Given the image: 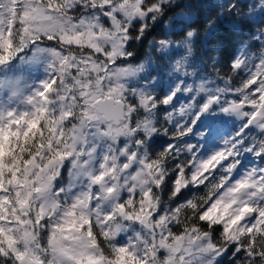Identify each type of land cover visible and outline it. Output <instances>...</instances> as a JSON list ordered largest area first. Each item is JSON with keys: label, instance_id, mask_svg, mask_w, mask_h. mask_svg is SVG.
Segmentation results:
<instances>
[{"label": "snow or ice", "instance_id": "snow-or-ice-1", "mask_svg": "<svg viewBox=\"0 0 264 264\" xmlns=\"http://www.w3.org/2000/svg\"><path fill=\"white\" fill-rule=\"evenodd\" d=\"M89 9L99 11H94L91 19L78 14L79 10ZM155 10L154 6L145 7L144 0H0V64L11 61L26 46L43 41H54L56 45L51 77L34 97L29 98L32 110L20 114L8 111L5 118L0 119V130L5 135L8 130L15 133L17 129L23 135L29 125H33L32 132L36 133L33 143L47 141L51 145V150L44 153L53 161L48 169L52 175L51 186L33 193L34 197L40 198L36 201L38 207L40 201L50 194V215L44 216L38 223L33 220V223L37 229L47 230L50 239L62 231L61 242L68 252H53L50 246L41 244V249H47L41 255L42 264H85L89 256H100L105 248L108 251L103 264H111L121 250L137 257L143 264H153L158 259L162 260V264H177V261L178 264H203L205 253L219 256L227 250L211 241V229L215 226H222L221 237L224 240L236 243L238 251L245 250L247 264H254L257 258V264H264V243H261L264 232L257 234L254 227L259 220H264V169L253 170L244 179L230 183L231 174L237 167L235 158L239 155L241 141L234 140L227 148L206 159L200 158L193 151L196 146L189 144L191 157L186 164L178 165L172 196H179L191 184L196 189L204 187V198L189 200L171 213L164 214L160 213L158 189L166 179L165 163L173 152V146L170 145L160 157L138 160V150L144 146L145 140L137 139V151H129L127 145L119 154L113 150L111 155L103 157L98 172L89 170L96 147L88 152L78 148L81 143L87 145L86 130L89 128L94 129L93 135L107 137L113 143L118 142L121 136H136L142 130L140 124H134L137 112L141 108L148 110L156 107L155 97H145L136 102L129 99L136 92L125 87L116 71L117 61L131 55L124 51L127 39L131 37L127 22L122 17H143ZM101 16L106 18L107 23ZM146 26L141 25L142 28ZM76 33H80L81 37H75ZM69 36L85 40L90 37L91 40L90 43L68 42ZM72 49L80 50L81 55L76 56ZM69 57L71 59H67ZM234 67L240 70L244 65L237 61ZM233 91L240 93L239 99L228 102L222 110L241 111L248 118L249 127L256 125L264 132V61L251 70L241 88ZM173 99L174 96L165 97L163 103L169 104ZM219 99L218 96L213 97L209 103ZM246 108L250 111H244ZM37 121L39 130L35 128ZM192 131V126H189L179 135L186 136ZM200 135L206 136L207 133ZM253 147L249 146L247 150L251 151ZM256 154L264 156V146ZM85 155L89 159L81 160ZM120 155L126 157L123 163L120 162ZM26 158H31V154ZM68 160H72L78 169L76 175L88 177L89 186L87 191L75 195L71 203L64 204L60 197L65 190L56 188L55 182ZM136 163L140 167L133 172L131 169ZM189 168L192 169L191 174L185 175ZM38 171L35 169L30 179H34ZM141 179L146 183L140 185ZM178 182H182L183 186L178 188ZM38 186L39 181H35L33 187ZM213 186L218 190L210 195ZM229 190L245 201V211L250 212L240 216L234 226L232 221L237 215L234 212L237 204L226 205L232 215H224L220 206L230 199L225 197ZM146 193L156 201L154 207L147 208L148 218L139 215L146 207ZM182 208L190 209L193 213L191 219H198L199 223L185 225L184 221L190 218L186 215L181 218ZM217 214L223 218L213 224L210 217L214 218ZM32 215L29 213V216ZM5 223L17 222L11 221L10 217L0 220V225ZM125 223L146 228L149 238L137 236L135 243H115ZM201 224H206L207 229ZM260 226L264 228V224ZM176 227L179 232L173 230ZM234 227L245 230L247 235L243 240L230 238ZM105 233H108L107 238ZM93 237L95 247L91 244ZM165 238L166 243L162 247L158 241ZM23 251L25 249L18 245L17 251L9 255L0 252V258L4 262L11 261V264H28L26 257L21 258Z\"/></svg>", "mask_w": 264, "mask_h": 264}, {"label": "trees", "instance_id": "trees-1", "mask_svg": "<svg viewBox=\"0 0 264 264\" xmlns=\"http://www.w3.org/2000/svg\"><path fill=\"white\" fill-rule=\"evenodd\" d=\"M263 5L264 0H144L145 7L154 6L156 10L148 12L146 16H138L134 21L127 23L131 38L127 39V48L124 50L130 52L131 55L118 60L117 68L137 67V65L153 61L156 69L150 73L148 72V77H143L141 81L148 82L151 78L161 80L153 89L154 93L150 94L156 100V114L152 116L154 123L152 130L153 128L156 130L153 131L151 137L146 138L148 134L142 128L133 137V142L136 144L137 139L145 140L142 151L144 149L143 156H147V159L160 157L165 154L170 145L173 146V152L169 154L165 163L166 179H163L162 186L158 189L160 193V213L165 211L171 213L173 209L184 205L189 200L199 201V198H204V187L201 186L200 189H196L191 184L184 188L179 196L174 198L172 196L173 181L177 179V173L179 172L178 165L186 164L191 157V153L188 151L189 144L195 145L193 151L200 158L205 159L216 153L213 152L215 149L219 152L227 148L234 140H239L241 141L239 145L240 152L235 158L238 163L231 175L236 173L245 178L253 170L264 169V156L256 154L257 150L264 146V134L258 133L257 130L246 131L244 134L245 129L242 128L241 124L234 123V120L231 119H225V116L219 118L217 115L214 117L217 120L213 119L211 124H220L217 127L214 126V131H211V125L208 126L205 122L202 123L198 120L200 113H202L203 102H197L193 113L185 119L179 115L180 113L175 106L173 108L175 114L172 117L171 111L167 108L170 105L163 103L164 98L170 96L171 92L167 91L165 85L170 71L168 68H170V62L176 60L178 56H188V65L192 68L191 71L194 72L195 78L199 82L215 81L221 87L223 81L226 88L231 92H234V89L241 88L249 78L251 70L255 67L251 63L256 62L261 55H264ZM92 11L95 10H79L78 14L87 17ZM102 19L107 23L105 18ZM143 24L147 26L142 28L141 25ZM167 43L179 46L181 50L179 48L174 49L168 56L160 54L159 45ZM186 43L189 49L181 47ZM38 46L50 49L56 47L54 41H43ZM32 48L33 46H27L11 61L0 64V80L4 78L5 71H10V69L15 71L18 63L23 58L28 57ZM71 51L75 52L76 56L81 55L80 50L72 49ZM245 55L250 73L244 68L237 70L234 67V62H240ZM1 94L2 92H0V106L5 101L4 96ZM207 97H209V94ZM239 97L240 93L235 92L233 99L236 100ZM131 100L137 101L134 98H131ZM22 111H24V108L19 109V114ZM246 111H250V109ZM144 116L145 113H142L141 108L134 117V124L139 123L142 126L141 120ZM3 118L1 116V119ZM189 126L193 128L192 133L180 136L179 132ZM32 128L33 125H29L23 135L20 134L19 129L15 133L8 130L7 135L3 130H0V184L5 185L9 178L10 174L7 173L6 167L15 164L21 169L38 155H43L46 162L50 161L44 155L46 151L51 150L48 149L49 144L47 141L33 143L36 133L32 132ZM35 128L39 130L38 121ZM29 132H32V134L29 135ZM204 132L207 135L201 136L200 133ZM253 145L251 151L247 150L249 146ZM139 153L141 154V150H139ZM28 154H31V158H26ZM62 170L63 172L60 173V177L57 179V187L68 183L67 173L69 170L67 164ZM191 171L190 168L186 169L185 175H190ZM182 186V182H178L177 187ZM217 190L218 188L213 186L210 195ZM151 201L154 206L156 201ZM180 211L182 219L185 215L190 218L184 221L185 225L199 223L198 219H191L193 213L190 209L182 208ZM212 223L216 224L217 222L212 221ZM261 224H264V220ZM201 227L207 229L206 224H201ZM255 229L257 234L264 232V228H261V226ZM173 230L180 231L178 227ZM221 232L222 226H215L211 229V241L221 248L227 249L223 251L218 264H247L248 257L245 250L238 251L237 244L224 240L221 237ZM246 235L247 233L244 231L238 233L236 238H232V236L230 238L243 240ZM105 236L107 238L108 233H105ZM37 239L40 244L48 245L49 235L47 230H39ZM92 239L95 243V238ZM124 242L121 238L115 240V243L121 245ZM261 243H264V241ZM107 251V248H105L101 253L103 258ZM120 253L117 254L115 261L120 259ZM258 260L259 258L254 261V264H257ZM0 264H11V261L4 262L3 258H0Z\"/></svg>", "mask_w": 264, "mask_h": 264}, {"label": "rangeland", "instance_id": "rangeland-1", "mask_svg": "<svg viewBox=\"0 0 264 264\" xmlns=\"http://www.w3.org/2000/svg\"><path fill=\"white\" fill-rule=\"evenodd\" d=\"M264 6V5H263ZM262 6V7H263ZM97 11V10H95ZM94 14V11L91 12L87 17V19H91ZM119 15V14H118ZM138 16H127L124 15L122 19H126V22L129 23L134 21ZM105 18L101 16V19ZM106 19V18H105ZM119 25L117 24V27ZM75 37H81L80 33L74 34ZM94 35V34H93ZM68 42L75 43H90L91 38L88 40L83 38L74 39V37H67ZM27 47V46H26ZM159 53L162 55L168 56L171 51L174 49H178L179 46L167 44L159 45ZM181 47L189 49L188 44H184ZM181 50V48H179ZM125 51V50H124ZM54 49L44 48L42 46L35 45L30 50L27 58H23L22 61L18 63V67L15 71H5L3 74L4 78L0 80V92L1 95L4 96V103L0 106V119L1 116L5 118L6 113L8 111H13L19 114V109H23L24 111H31L32 105L29 104V98L34 97L36 93H38L42 87L43 83L47 81L51 76L52 63L54 61ZM178 58V59H177ZM176 60L170 62V71L169 75L166 79V88L167 91L170 92V96H174V99L169 103L167 108L171 111L172 117L175 112H173L174 106L179 111V115L185 118L190 116L195 107L197 106V102L202 103V113H200L199 121L202 123L211 125L210 130L214 131V126H219L220 123L211 124L215 119L214 117L217 115L219 118L225 116V119L234 120V123L241 124L245 131H258L260 134H264L256 125L248 126V118L243 115L241 111L232 110V111H223L224 107H227L228 102L234 101L233 95L235 92L229 91L226 88V84L222 81V86H218L215 81L212 82H199L198 79L195 78V74L192 68L189 67L188 56H178ZM71 59V57L67 58ZM261 61H264V55H261L259 59L251 65H255L257 67ZM240 62L244 65V69L250 73V69L247 66L246 55L243 56ZM95 67V66H93ZM155 68L153 61L147 62V64L137 65V67H126V68H116V71L120 74L121 82L125 85L127 89L135 90L136 95L130 96L129 99L134 98L135 100H143L145 97H154L150 94L154 93L153 89L155 86L161 82L159 78H151L150 81H141V79L148 77V72H152ZM50 76V77H49ZM209 94V97L207 95ZM214 96H218L220 99L218 102L209 103L211 98ZM207 106V107H205ZM244 109V111H246ZM142 113H145L144 118L141 120L143 130L148 134L147 138L153 135L152 126L153 117L155 112V107L145 110L142 108ZM217 113V114H216ZM170 115V116H171ZM181 120V119H180ZM140 122V121H139ZM139 124V123H138ZM209 130V131H210ZM88 133L87 136V145L85 146L83 143L78 145V148L83 149L85 152H88L96 147V151L93 155V158L90 163L91 171L98 172L99 164L102 162L103 157L105 155H111L113 150L115 153L119 154L120 150L123 149L126 145L128 146L129 151H137L136 144L133 142V137H124L121 136L118 142L113 143L107 137L101 138L98 135H93L94 129L89 128L86 130ZM48 149H51V145L49 144ZM141 150V154L139 153ZM138 150V160L139 159H147V156L144 155V149L142 148ZM213 152H218L215 149ZM40 157V159H37ZM35 156V158L31 159L29 163L25 164V166L19 169L15 164L6 167L7 173H9V178L5 185L0 184V220H5L10 217L11 221H15L17 223H5L0 225V250L4 252L5 255L10 254V252L17 251V246L25 249V251L21 252V258H27L28 264H42L41 255L47 249L40 248V241L38 238V233L40 229L36 228V225L33 223L35 220L37 223L41 218L46 215H50L48 208L51 207L50 194L49 196H45L43 200L40 201V206H37L36 201L40 199L39 197H34L33 193L41 192L43 189H49L52 182V175L48 172L52 164V160L46 162L43 155ZM89 157L85 155L81 158V160H87ZM126 159L125 156L120 155V162L123 163ZM206 159V158H205ZM46 162V163H45ZM43 163V167L41 164ZM45 163V164H44ZM67 164L68 173L67 180L64 186L57 187L58 181L55 182V187L58 189H64L65 191L61 193V202L71 203L72 198L79 194L80 192H85L88 190L89 179L83 175H76L78 169L74 167L73 161L68 160L65 161L63 167ZM140 167L139 163L133 165L131 171H136ZM35 169H39L36 172L35 178L30 179L32 173ZM63 172V170H61ZM4 176V174H3ZM59 179V178H58ZM244 179V177L239 174L234 173L232 175V179L230 183H235L238 180ZM35 181H39L38 187H33ZM140 185L146 183L144 180H140ZM96 189L93 188V192ZM11 193V194H10ZM12 195V196H11ZM126 195V193L124 194ZM254 195V194H253ZM225 197L230 199L225 201V204H221L220 206L224 209V215H232L231 212L228 211L227 204H237V208L234 209V212L237 214L232 221L233 226L238 223V219L240 216L246 215L248 212L245 211V201L241 200L239 197L235 196V194L229 190V192L225 193ZM146 199V207L141 209L139 215L145 218H148L150 214L147 212L148 207H154L152 203L151 197L145 194ZM95 203V202H93ZM29 213H32V216H29ZM167 213L166 211L161 213ZM223 216L217 214L214 218H211L212 221L217 222L222 219ZM163 221V218H162ZM262 220H259L257 224L254 226L258 228L261 225ZM227 229V225H226ZM42 231V230H40ZM243 228L234 227V230L231 232L230 236L232 238H236L238 233L244 232ZM148 239L149 233L146 228L141 227L139 224H131L125 223L124 230L120 232V234L116 237L121 238L124 244L129 243L130 241L135 243L136 238ZM179 240V237H177ZM62 231L60 235H55L53 238H49L48 245L51 247V251L66 254L68 250L62 245ZM158 243L163 247L166 243V238L163 241H158ZM93 247H95V243L93 239L91 241ZM141 253L143 252V248L140 249ZM40 252L41 254H36ZM121 256L118 261H112L111 264H138L142 261L137 257L127 253L124 250L120 251ZM102 255V254H101ZM92 257L89 256L85 261V264H103L105 257L102 256ZM223 252L221 255L216 256L211 253H205L203 257V264H218ZM47 259V257H45ZM143 264V263H142ZM153 264H162V260H156ZM178 264V261H177Z\"/></svg>", "mask_w": 264, "mask_h": 264}, {"label": "water", "instance_id": "water-1", "mask_svg": "<svg viewBox=\"0 0 264 264\" xmlns=\"http://www.w3.org/2000/svg\"><path fill=\"white\" fill-rule=\"evenodd\" d=\"M247 214H250V212H248Z\"/></svg>", "mask_w": 264, "mask_h": 264}]
</instances>
